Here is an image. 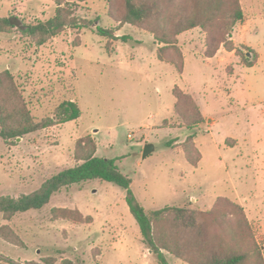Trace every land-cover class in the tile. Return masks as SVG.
<instances>
[{
	"label": "rangeland",
	"instance_id": "obj_1",
	"mask_svg": "<svg viewBox=\"0 0 264 264\" xmlns=\"http://www.w3.org/2000/svg\"><path fill=\"white\" fill-rule=\"evenodd\" d=\"M109 1L78 2L76 15L91 25L66 28L42 45L17 28L0 33V73H11L35 121L52 117L63 100L80 108L75 120L8 141L0 137V196L30 193L77 164L76 143L88 136L96 156L116 159L131 178L145 210H208L227 197L245 208L264 254V0H239L245 20L228 38L247 57L254 53L246 48L256 52L253 66L222 44L206 57V33L197 27L176 36L181 73L157 58L162 43L149 30L115 20ZM115 1L119 11L121 0ZM54 12L53 0H0V17L18 23L47 20ZM96 26L114 37L98 35ZM174 86L193 97L202 123L188 128L175 114ZM146 143L155 149L143 157ZM185 148L193 159L201 154L196 166ZM124 196L116 184L93 179L61 188L42 208L9 220L0 213V228L19 241L0 235V264H158ZM57 209L77 210L88 220L60 218ZM164 254L169 264H186Z\"/></svg>",
	"mask_w": 264,
	"mask_h": 264
},
{
	"label": "trees",
	"instance_id": "obj_2",
	"mask_svg": "<svg viewBox=\"0 0 264 264\" xmlns=\"http://www.w3.org/2000/svg\"><path fill=\"white\" fill-rule=\"evenodd\" d=\"M81 1L53 0L54 15L32 24L18 23L16 17H0V33H11L17 28L33 43L42 45L66 28L89 27L90 20L76 15L78 2ZM116 3L115 0L109 1V14L120 23L149 30L162 43L157 48V58L174 64L179 73L182 72L183 59L174 45L176 36L197 27L206 33V57L213 56L222 44L227 50L240 54L246 66L256 63V52L246 48L254 53L251 59L228 39L233 27L245 19L239 0H121L119 11ZM95 29L100 36L114 37L109 28L96 26ZM172 94L173 110L188 128L204 121L191 95L178 86L172 88ZM79 116L78 104L63 100L55 107L52 117L35 121L11 73L8 70L0 73V137L5 141L75 120ZM189 142H192L191 137ZM190 148L193 150V146ZM95 150L93 139L82 137L78 139L74 151L77 164L58 171L30 193L18 197L0 196L3 218L9 220L16 213L42 208L63 187L100 179L124 190L126 205L138 225L141 239L155 255L158 264H169L164 251L186 264H264L263 251L241 204L220 196L208 210L172 205L145 210L130 187L131 178L119 169L116 159L96 156ZM191 154L185 148L186 160L196 166L201 154H197L195 159ZM56 212L63 219L88 220L77 210L57 209ZM6 229V226L0 228L2 238L14 244L19 242L15 235H6Z\"/></svg>",
	"mask_w": 264,
	"mask_h": 264
},
{
	"label": "water",
	"instance_id": "obj_3",
	"mask_svg": "<svg viewBox=\"0 0 264 264\" xmlns=\"http://www.w3.org/2000/svg\"><path fill=\"white\" fill-rule=\"evenodd\" d=\"M155 146L152 143H146L144 148H143V152H142V156L146 157L149 153H151L152 151H154Z\"/></svg>",
	"mask_w": 264,
	"mask_h": 264
},
{
	"label": "crops",
	"instance_id": "obj_4",
	"mask_svg": "<svg viewBox=\"0 0 264 264\" xmlns=\"http://www.w3.org/2000/svg\"><path fill=\"white\" fill-rule=\"evenodd\" d=\"M245 20V19H244ZM204 116V115H203ZM244 208V207H243ZM244 210H245V208H244ZM245 212H246V210H245ZM247 213V212H246ZM182 261V260H181ZM185 263V262H184Z\"/></svg>",
	"mask_w": 264,
	"mask_h": 264
}]
</instances>
